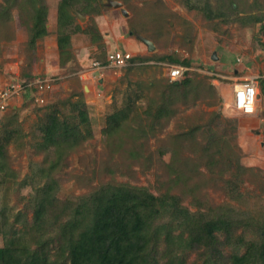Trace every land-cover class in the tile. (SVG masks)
Here are the masks:
<instances>
[{"label": "rangeland", "instance_id": "374dc122", "mask_svg": "<svg viewBox=\"0 0 264 264\" xmlns=\"http://www.w3.org/2000/svg\"><path fill=\"white\" fill-rule=\"evenodd\" d=\"M61 1L41 0L47 35L29 47L31 7L0 0V91L11 82L48 80L0 108V248L32 244L43 234L32 230L35 209L53 180L58 201H75L104 184H128L155 196L168 193L191 214L230 220L233 237L220 248V264L246 251L238 236L261 244L264 0H69L71 24L60 28ZM113 51L134 61L104 68ZM170 66L190 69L186 86L169 82ZM249 77L260 78L256 112L228 114L223 89L232 97L234 82ZM120 110L126 119L106 134L107 118ZM50 114L79 126L85 138L66 150L45 145ZM58 149L65 151L60 158ZM55 231L47 227L43 238ZM175 252L183 264H202V249L181 245Z\"/></svg>", "mask_w": 264, "mask_h": 264}, {"label": "trees", "instance_id": "16d2710c", "mask_svg": "<svg viewBox=\"0 0 264 264\" xmlns=\"http://www.w3.org/2000/svg\"><path fill=\"white\" fill-rule=\"evenodd\" d=\"M4 1L9 7L22 8L25 4L31 7L33 26L29 29V47L47 35L46 9L41 0ZM68 1L62 0L58 8L60 28L71 24ZM4 10L6 12L8 7ZM178 83L186 86L188 77L171 84ZM260 86L264 91V84ZM79 115L80 124H86V114L80 112ZM126 117L125 110L110 115L106 134L117 131ZM43 133L45 145L63 150L85 138L79 126L60 121L56 114L48 116ZM59 149L58 158L65 152ZM0 156L3 157L2 145ZM54 167L50 166V170ZM53 182L45 184L43 197L35 209L32 230L35 235L41 230L43 234L34 240V246L12 247L7 244L0 248V264H159L160 259H165L164 264H183L181 256L175 252V246L181 245L188 250L202 249V264H220L223 259L220 248L231 243L233 237L230 220H224L222 216L209 218L200 213L191 214L180 206L178 198L168 193L155 196L145 188L104 184L75 201H58L54 198ZM45 213L48 217L44 218ZM165 215L168 220L163 221L161 217ZM47 227H54L55 234L43 238ZM176 229L181 232L174 236ZM262 230L264 232V228ZM220 233L225 234L223 241L218 240L217 234ZM54 243L57 246L50 248ZM236 244L246 247V251L242 255L233 254L231 264H264V240L261 244H245L243 237L238 236ZM160 246L164 249L158 258ZM51 249L53 253H50Z\"/></svg>", "mask_w": 264, "mask_h": 264}, {"label": "built area", "instance_id": "2783aa9c", "mask_svg": "<svg viewBox=\"0 0 264 264\" xmlns=\"http://www.w3.org/2000/svg\"><path fill=\"white\" fill-rule=\"evenodd\" d=\"M131 55L124 52L113 51L107 54L106 64L104 68H122L131 62ZM95 65L100 64L96 63ZM190 69L183 66H170L168 68L167 77L170 83L178 82L186 77ZM217 76V75H216ZM226 79V78H223ZM233 80V79H232ZM259 77H249L242 81L234 82L232 86V101L235 110L242 114L252 115L255 113V104L258 97ZM48 80L44 77L33 78L32 80H24L11 82L6 88L0 91V108H4L6 102L12 96H18L20 92L27 91L31 87L41 89Z\"/></svg>", "mask_w": 264, "mask_h": 264}, {"label": "bare ground", "instance_id": "6f19581e", "mask_svg": "<svg viewBox=\"0 0 264 264\" xmlns=\"http://www.w3.org/2000/svg\"><path fill=\"white\" fill-rule=\"evenodd\" d=\"M230 88H227L225 87L223 89V95H224V98L226 100V103H225V111L230 114V112H233L235 111L234 107H233V101H232V97H231V92H230ZM257 106V103L255 104V112H256V107ZM237 113H239V111H237ZM240 114V113H239Z\"/></svg>", "mask_w": 264, "mask_h": 264}, {"label": "water", "instance_id": "95a60500", "mask_svg": "<svg viewBox=\"0 0 264 264\" xmlns=\"http://www.w3.org/2000/svg\"><path fill=\"white\" fill-rule=\"evenodd\" d=\"M110 5L113 6V7H117V6H119V3H117V2H110ZM79 18L81 20H83V17L81 15H79ZM144 42L147 44L148 49L150 51H152L154 49V46H153V44L151 42H148V41H145V40H144Z\"/></svg>", "mask_w": 264, "mask_h": 264}, {"label": "clouds", "instance_id": "9594fccd", "mask_svg": "<svg viewBox=\"0 0 264 264\" xmlns=\"http://www.w3.org/2000/svg\"><path fill=\"white\" fill-rule=\"evenodd\" d=\"M257 103V102H256Z\"/></svg>", "mask_w": 264, "mask_h": 264}]
</instances>
